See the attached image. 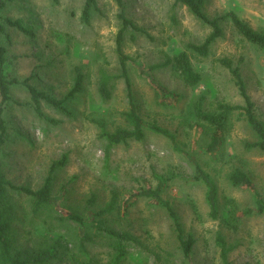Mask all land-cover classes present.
<instances>
[{
    "label": "rangeland",
    "instance_id": "rangeland-1",
    "mask_svg": "<svg viewBox=\"0 0 264 264\" xmlns=\"http://www.w3.org/2000/svg\"><path fill=\"white\" fill-rule=\"evenodd\" d=\"M98 10L89 21L82 15L85 0H14L3 18L23 20L32 34L7 28L0 47L7 50L10 78L24 82L64 100L73 86V71L85 66L84 91L66 102L70 114L42 105L43 116L32 106L30 93L21 83L12 90L13 101L4 108L9 141L0 150V167L17 186L33 190L42 187L54 162L68 156L67 165L54 174L50 216L31 219L24 197L16 227L25 246L44 248V238L56 230L68 240V249L55 264H110L116 256L105 237L96 243L81 241L85 229L70 220L76 211L93 219L113 196L124 205L143 189L162 186V200L168 201L186 234L196 240L191 258L179 247L174 224L157 200L139 199L128 206L127 215L110 226L117 232H131L142 245L126 244L121 264H223L218 235L225 240L229 264H264V214L258 213L257 195L264 200V151L248 149L257 136L237 112L219 147L209 151L197 117L198 105L206 113H218L219 106L244 105L231 71L221 62L229 60L240 70L255 113L264 122V49L237 33L229 14L235 13L254 30L264 31V0H205L204 11L219 20L223 37L207 57L187 50L201 45L212 29L176 0H123L127 16L145 33L128 29L123 53L133 85L138 113L145 122L144 138L109 146L95 123L105 120L111 132L129 127L124 118L129 108L125 81L117 54V36L122 29L116 0H95ZM0 18V23H3ZM187 51L202 80L187 86L168 66ZM111 76L115 89L108 101L101 99L98 82L102 72ZM1 103V97H0ZM153 126L167 135L157 133ZM199 169L209 174L219 191V215L211 216L206 186L197 179ZM234 169L250 175L254 189L236 188L228 178ZM96 196V204L90 198ZM25 207L29 218L22 223ZM34 223H40L37 232ZM156 254L160 255L157 259ZM93 258L95 263H89Z\"/></svg>",
    "mask_w": 264,
    "mask_h": 264
},
{
    "label": "trees",
    "instance_id": "trees-1",
    "mask_svg": "<svg viewBox=\"0 0 264 264\" xmlns=\"http://www.w3.org/2000/svg\"><path fill=\"white\" fill-rule=\"evenodd\" d=\"M14 0H0V18L4 21L0 23V36L7 35V28H14L25 34H32L23 25V20L12 18H3V12L12 5ZM120 8L119 19L122 22V29L117 36V54L120 60L121 75L119 78L123 79L126 84V92L129 101V108L124 113V118L129 127H118L114 131L108 130V125L105 120H97L95 123L99 126L102 132V136L106 138L109 146H117L126 144L129 141H141L144 138V126L145 122L138 113V107L135 103L132 81L128 72L127 57L123 53L124 34L128 29L135 30L140 33H145L144 30L139 28L128 16L126 12V5L123 0H116ZM177 4H181L188 8V10L205 25H208L212 32L205 39L201 45L190 44L187 50H191L199 56L207 57L210 53L212 46L223 37V29L219 20L210 19L204 11L205 0H176ZM98 10L95 0H85V6L83 10L84 21H89L92 14ZM231 19L235 30L241 35L247 42L255 45L261 49H264V31L254 30L248 23L241 20L235 13L228 15ZM230 71L235 78L236 85L239 88L240 94L244 99V105H225L219 106L218 113H206L197 107V117L204 123H199L202 131L205 135L210 136L209 151L214 152L220 145L223 136L230 130L231 118L238 112L244 120L248 123L251 129L257 136L255 143L246 144L248 149H259L264 151V122L260 121L255 113V105L252 102L250 96L247 93L246 85L241 77L240 70L233 68L232 63L229 60L221 61ZM164 66H168L172 71L183 81L187 86L198 85L202 77L195 70L191 56L187 51H183L173 58L167 57ZM7 50L4 47H0V150L5 143L9 141V134L7 130V123L4 120L3 113L4 107L11 101H13L12 90L15 86L24 84L31 97V103L34 110L39 116H44L42 111V105L50 106L59 112L70 114L66 107L68 100L75 99L78 95L84 91L86 74L85 66H77L73 71V86L64 100H59L50 94L40 91L28 84L29 79L24 82H20L18 79L10 78L7 72ZM112 78L106 72H102L98 82V92L100 97L104 101H108L112 92L115 89ZM47 120L49 118L45 117ZM153 130L163 135H169L168 132L162 128L153 126ZM68 156L65 155L60 161L53 163L49 175L43 183L42 187L38 190H33L27 186H17L11 180H9L2 168L0 167V264H55L62 257L63 250L68 249V240L66 236L59 231H52L53 238L43 236L42 232L39 233L41 238H44V248H33L25 246L18 238L17 224L19 220L18 212L20 211V202L17 200L19 197H24L26 206L29 207V213L31 219L35 220L42 216H50L49 209L51 208V202L53 197V181L54 174L58 169H62L67 165ZM232 186L236 188L247 187L254 189L253 181L246 172L241 169H234L228 176ZM197 179L202 181L206 186V201L211 210V216L214 219L219 215V191L214 179L199 169V175ZM162 186L157 189H143L142 191L134 194L129 200L124 202V205H118V198L113 196L111 201L106 204L99 212H95L93 219H85L76 211L69 213L65 219H60L61 222L70 220L77 224L79 227L85 229V234L81 241V251L88 254L86 251V243H96L97 237H105L110 242L116 256L110 261V264H121L123 258L126 256V244L131 243L133 245H142L139 238L131 232H117L110 224L114 221L120 222L128 212V206L135 205L139 199H155L160 205L167 209L170 218L174 224V231L177 235L179 247L186 259L191 258L196 240L192 234H186L183 225L180 222L179 216L173 209L172 205L168 201H163ZM96 196L90 198V202L94 205L96 202ZM258 213L264 214V200L257 195ZM25 215L22 219L23 222H27L29 213L22 210ZM64 223V222H63ZM37 232L40 231V223H34ZM217 243L221 248V257L223 264H229L228 252L226 248L225 240L221 235H218ZM160 258L159 254L155 255ZM89 263H95L94 259L88 260Z\"/></svg>",
    "mask_w": 264,
    "mask_h": 264
}]
</instances>
